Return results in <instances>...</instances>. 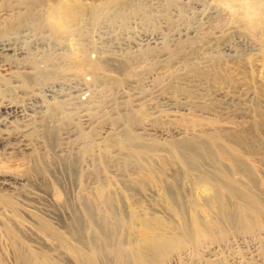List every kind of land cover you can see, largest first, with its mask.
<instances>
[{"label": "rangeland", "instance_id": "obj_1", "mask_svg": "<svg viewBox=\"0 0 264 264\" xmlns=\"http://www.w3.org/2000/svg\"><path fill=\"white\" fill-rule=\"evenodd\" d=\"M7 38L0 110L29 116L0 130L31 148L0 153L18 177L0 264L56 263L21 244L46 247L40 229L174 240L150 264H264V0H0Z\"/></svg>", "mask_w": 264, "mask_h": 264}, {"label": "bare ground", "instance_id": "obj_2", "mask_svg": "<svg viewBox=\"0 0 264 264\" xmlns=\"http://www.w3.org/2000/svg\"><path fill=\"white\" fill-rule=\"evenodd\" d=\"M69 10V8L67 9V7L62 5L56 6L51 10L48 18L50 19L53 32L57 34L65 32L70 19L74 17L71 16L73 13ZM17 51L19 49L13 47L10 38L0 40V67L5 64L13 65L15 62L8 60V56ZM17 67H19V64ZM17 67L15 68L17 69ZM26 73L29 74L30 71H26ZM173 100L168 99V102L165 104L173 105L175 104V100ZM17 115L22 118L29 116L27 108L25 109L13 104L4 105L3 109L0 110V126L8 127L12 122V118L17 117ZM21 132L5 136V130H0V153L5 154L13 151L23 154L29 152L31 141L26 132ZM14 178L18 177L0 173L1 184H8L9 179L14 180ZM102 193H104L103 188L99 190V196ZM89 227H91V224H89ZM40 230L38 235L43 241L46 240L44 232H49L50 239L44 243L46 247L35 246L38 249H33L31 244L26 243L24 245L20 242L26 250L32 252V255L44 257L50 251L53 256H61V258L53 259L56 262L54 264H150L149 256L158 261L162 255L164 256L165 251L170 250L174 246V240H168L162 235L148 236L145 240V245L135 246L133 240L120 237L119 229H66L62 233L56 229ZM45 248L49 251L44 250ZM169 263L178 264V261L176 258H172L169 260Z\"/></svg>", "mask_w": 264, "mask_h": 264}]
</instances>
